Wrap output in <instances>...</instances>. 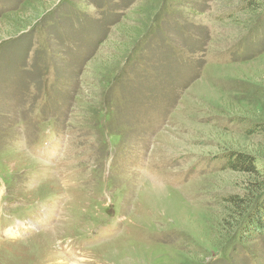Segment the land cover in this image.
Wrapping results in <instances>:
<instances>
[{
  "label": "rangeland",
  "instance_id": "rangeland-1",
  "mask_svg": "<svg viewBox=\"0 0 264 264\" xmlns=\"http://www.w3.org/2000/svg\"><path fill=\"white\" fill-rule=\"evenodd\" d=\"M259 197L264 0H0V264H264Z\"/></svg>",
  "mask_w": 264,
  "mask_h": 264
},
{
  "label": "trees",
  "instance_id": "trees-1",
  "mask_svg": "<svg viewBox=\"0 0 264 264\" xmlns=\"http://www.w3.org/2000/svg\"><path fill=\"white\" fill-rule=\"evenodd\" d=\"M224 166L232 171L243 172L248 175H254L257 173L255 160L248 155L234 153L226 158H223ZM226 204L231 207L237 208L238 215L241 213H247L251 208L252 202L250 200L244 201L239 198L226 199ZM254 215L250 218L249 224L245 225L247 227V233L262 234L264 233V197L258 198L255 201ZM246 233V234H247Z\"/></svg>",
  "mask_w": 264,
  "mask_h": 264
},
{
  "label": "bare ground",
  "instance_id": "bare-ground-1",
  "mask_svg": "<svg viewBox=\"0 0 264 264\" xmlns=\"http://www.w3.org/2000/svg\"><path fill=\"white\" fill-rule=\"evenodd\" d=\"M64 183V182H63ZM92 202V201H91ZM93 205V204H92ZM7 234L10 236V237H12L14 234H13V232H11L10 233V231H7ZM61 264H62V262H61ZM70 264H77L76 262H72V263H70Z\"/></svg>",
  "mask_w": 264,
  "mask_h": 264
}]
</instances>
